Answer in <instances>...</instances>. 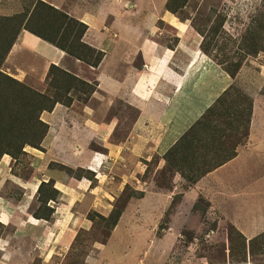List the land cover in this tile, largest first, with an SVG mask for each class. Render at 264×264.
I'll use <instances>...</instances> for the list:
<instances>
[{"label": "rangeland", "instance_id": "rangeland-1", "mask_svg": "<svg viewBox=\"0 0 264 264\" xmlns=\"http://www.w3.org/2000/svg\"><path fill=\"white\" fill-rule=\"evenodd\" d=\"M39 1L51 6L46 1ZM35 2L0 0V16L22 12ZM167 2L66 0L63 10H56L73 19L69 23L73 33L64 48L56 47L63 59L58 66L53 65L57 70L47 71L41 83H35L34 76L29 77L27 70L20 69L15 61L17 54H12V47L21 31L11 43L4 60H0L1 89L9 94L12 84L6 77L50 98L58 92L50 85L52 79L65 78L63 73H66L81 80L70 95L66 93L71 101L68 102L65 96L52 111L40 114L34 111V115L39 114L40 120L48 125L40 150L26 146L18 158L8 159V174L21 180L34 178L32 173L36 169L42 176L45 175L42 170H47L60 174L62 178L78 181L61 180L63 193L70 194L64 198L70 209L68 205L61 209L60 221L56 227L53 225L54 231L48 232L47 243L38 244L40 251L26 264H91L94 259L97 264H109L111 260L114 264H264V162L254 160L264 138L250 139L249 129L247 136H243L246 132L244 119L250 103L264 101V0H173L174 14L167 10ZM4 12L13 13L5 15ZM79 23L86 27L80 42L103 52L96 68L73 56L79 53L75 45L81 44L77 39L81 31ZM179 33L186 36L187 41L193 38L199 46L205 37L207 56L218 66V74L226 77L228 83L221 78L224 91L196 121L190 122L187 118L183 123L185 118L178 115L165 117L166 113H163L159 124L147 127L143 133L130 132L132 126L133 129L139 128L136 127L139 113L121 98H126L128 103V94L135 96L138 92L134 89L146 77L147 67L140 54L151 48L152 42L173 47ZM3 49L4 45L0 51ZM20 58L25 59L20 55L17 61ZM236 68L234 75L226 71L234 72ZM216 73L214 78L218 76ZM225 91L228 95L224 94ZM139 94L141 98V92ZM160 110L157 107L153 112L158 114ZM208 110L215 114L205 124L213 128L210 132L221 135L219 141L226 140L222 134L225 130L231 136L236 152H252L241 157L245 164L241 183L247 181L250 188L237 199L240 203L231 199L221 206V210L211 208L204 197H196L194 193L187 197L186 192L192 185L173 165L185 151L181 148L175 155L171 154L172 150H177L175 146L184 135L190 139L206 134L200 125L195 134L189 136L190 129ZM256 114L260 117L256 116L254 121V135L261 129L263 109L257 107ZM169 123H176V129L184 130L181 137L178 134L168 140L164 136V133L173 131ZM240 123L237 133L226 129L228 124L236 126ZM98 128L105 134L97 132ZM85 136L92 138L87 144L72 143L76 140L83 142ZM61 158L69 163L79 161L77 166L89 164L85 169H73L57 163L56 160ZM97 158L102 160L101 164L95 163ZM244 164L238 163L237 166ZM258 175L262 176L263 185L254 186L253 179ZM222 177L231 183L229 174L223 173ZM54 178H57L56 174ZM82 179L89 181V190H82ZM43 180L46 182L39 192L37 190V195L30 196L32 201L26 207L32 217L35 210L42 215H52V202L57 204L60 198L54 181ZM241 183L233 181L234 186ZM4 189L5 197L20 199V189L11 181L4 184ZM75 189L84 195L75 193ZM146 189L159 191L155 194L164 197L162 213L151 210L145 202L130 208V216L135 214V221L128 220L125 224L127 218H122L123 222L114 235L112 255H109L102 246L106 245L119 222L114 225L111 209H122L128 197L136 201L143 199L140 196L146 193ZM72 194L75 196L73 199ZM82 202L84 209L87 208L85 212L82 211L83 205L80 209ZM3 207L1 203L3 215H0V221L7 223L8 219L4 218L8 213ZM46 221V227L48 223L53 224L51 216ZM10 232L11 225L5 228L0 224V237ZM176 236V241L169 243V239ZM0 264L12 262L1 260Z\"/></svg>", "mask_w": 264, "mask_h": 264}, {"label": "crops", "instance_id": "crops-1", "mask_svg": "<svg viewBox=\"0 0 264 264\" xmlns=\"http://www.w3.org/2000/svg\"><path fill=\"white\" fill-rule=\"evenodd\" d=\"M43 1L49 3L52 7H55V9L57 8L63 10L66 5V0ZM13 12L4 13L5 15H10ZM185 37L186 36L179 33L178 37L176 36L177 40L173 47H163L161 44L157 45L152 42L150 44L151 48H147L145 52L140 54L141 61L146 64L147 67L146 77H144L141 82L137 84V86H139H136V88L134 89V91L138 92L135 96L133 94H128V103L126 98H121L122 100L125 99L126 102H124L127 106L136 109L139 113V119H137L138 122L136 124V127L139 128L133 129L132 126L130 132L134 130L135 132L143 133L144 129H146L147 127L159 124L158 121L161 119L160 116L163 113H166L165 117L174 118V116L178 115L181 118H185V120L183 119V123L187 118L190 122H194L204 113V111L214 102V100L218 98L219 94L224 91L222 83H228V79L218 74V72L220 73V71L218 70V68L216 69L217 65H215V63L212 62L209 57L201 52L199 46L200 44L197 45L193 38H191L190 41H187ZM11 51L12 54H17L15 61L19 64V68L27 70V75L29 77L30 75L34 76V82L37 84L41 83V79L45 77L50 65L58 66V63H61L60 60L63 59L61 51H59L55 46L41 40L40 38L32 35L25 30H22L20 32V36L16 42V45L12 47ZM20 55H23L25 59L20 58V60L17 61V58ZM21 62H23L22 65ZM214 73L218 75L216 78L213 77ZM221 78H223L224 82H222ZM97 82L101 84L100 80H98ZM34 86H36V84H34ZM139 92H141V98L139 97ZM154 100L156 101V103ZM151 101H154L152 102L153 104L151 103ZM57 106L58 104L55 106V108ZM157 107L158 109H161V112H159L158 114L157 112H153L157 110ZM257 107L261 108V110L263 109L264 114V101L254 100L252 104L249 138L252 139L254 137L258 140H261V138H264L262 137V135L264 136V116H261V123L259 125L261 128L260 131L255 135L252 131V129L254 128V121L256 119V116H258L256 114ZM259 117L260 116H258V118ZM183 123L181 122L180 124ZM177 126L178 125L176 123H174L173 125L169 123V128L171 130L173 129V131L170 133L169 131L166 132L167 130H165L166 133H164V136L168 138V140H170L171 136H173V139L176 138L178 134L179 137H181V134L184 130L182 131V129H176L175 127ZM96 131L101 134L104 133L101 128L96 129ZM91 139L92 138L85 136V139L82 140L83 142H79L76 140L72 143H76V145H85L87 144L86 142H90ZM127 142H129V140H127ZM257 149H259V151H256L258 157L256 156L254 160L264 162V139L261 140L260 146ZM250 152L238 153L237 151V155L233 159L224 163L223 165H221V167H218L212 172L208 173L191 187H189L190 191L186 192L187 197H189L188 195H191V193L196 194V197H204L207 204H209L211 208L217 210H221V206L224 205L226 201H231V199L240 203V201L237 199H240V197L243 196V192L247 191V189L250 188V186H247V181L241 183V180L245 175V169H242L245 164L244 162H241V157L248 155ZM8 159H10V157L7 155H3V157L0 159V206L2 203L4 206L3 208L7 211L10 217L6 214L4 220L8 219L7 223H3L2 221H0V224L5 228L11 225V232L0 237V261L9 260L12 262V264H26L28 263L30 257H33L37 253V251H40V247L38 244L42 243L43 245L47 243L48 232L54 231L55 229L52 228L53 225L56 227L57 222L60 221L59 212L61 211V209H63L64 206L67 205L68 209H70L69 203L64 199L65 196H70V194L66 195V193H63L60 185L62 186L61 180L64 179V181L69 182V180L73 178H62L61 176H59L60 174L55 172L49 173L47 170H42V172H45V175L42 176V173H39L36 169H34L32 173L34 178L28 177L26 180H21L8 174ZM50 160L53 161V159ZM56 161L57 163L73 169H85L84 167H87V164H89L86 162L84 163L86 164L84 166H77V163H79V161L69 163L68 161L65 162V158H61L60 160ZM101 161L102 160L97 158L95 163L99 162L101 164ZM238 163H242L244 165L242 167H238ZM220 171L221 173L219 174ZM91 172L95 173L94 171ZM223 173L229 174L232 177L231 183L228 184L225 181V179L222 177ZM55 174L57 175V178H54ZM246 177L247 176H245V179ZM261 177V175L254 177V186L261 183ZM42 178H47V180L54 181V187L59 192L60 197L57 200V204L52 202L54 204V206L52 207L53 214L51 215V221L53 222V224L48 223L47 227L45 225L48 221L42 219H34L31 215H28V211L26 209L28 203L32 201L31 197L35 194L37 195V189L39 185L42 182H46V180H43ZM8 180L17 185L20 189L19 200L9 199L5 197L6 190L4 189V184ZM73 181H75V183L78 182L75 179H73ZM233 181H238L241 184L234 186ZM80 182L83 187L82 190L90 189L89 181H87L86 179H82L80 180ZM261 185L263 184L261 183ZM74 192L84 195L81 190L75 189ZM156 192L160 193L159 191ZM156 192H150L148 191V189H146V193L143 195V199L141 198L138 201L131 199L126 203V206L123 209L125 211H122L121 217H119L120 219H118L119 222L117 221V228L113 233H110L106 245L102 246V248H104V250L107 251L109 255H112L113 247L115 246L113 245L114 235L117 233L118 227H120L123 222L122 218L126 216L127 219L125 221V224H127L128 220H131L132 222L135 221V214L133 215V217L130 216V208L136 207L140 203L145 202L148 203L151 210L155 209L156 211L160 212V214L162 213L165 199L163 196L155 194ZM186 195H184V197H186ZM71 197L72 199L75 198L73 194L71 195ZM82 203L80 209L83 205V210H81L85 212L87 208L84 209V203ZM86 207H88V205ZM92 210L95 211L96 209L93 208ZM2 211L3 210H0V215H3ZM39 229L41 230L39 231ZM256 230L255 232H258ZM37 231L41 233L39 234ZM176 238L177 236L175 238H170L169 243H174L176 241ZM113 261L114 260H111L109 264L113 263ZM90 263L97 264V260L94 259Z\"/></svg>", "mask_w": 264, "mask_h": 264}, {"label": "trees", "instance_id": "trees-1", "mask_svg": "<svg viewBox=\"0 0 264 264\" xmlns=\"http://www.w3.org/2000/svg\"><path fill=\"white\" fill-rule=\"evenodd\" d=\"M35 1L36 2L33 6L25 7L22 12L10 16H0V47L4 45V49L0 51V60L2 58V60H4L11 47V43L16 35L22 30L37 36L41 40L46 41L57 48H64V46L67 45V42L73 33V28L69 25L71 21L73 22V19L65 13L54 9L39 0ZM172 2L173 0H168L166 8L169 12L174 14L176 13V10L172 6ZM50 15L52 19H50ZM75 23L77 22L75 21ZM79 27L81 28V31L78 32L77 39L79 40V43H81L80 39L86 27L81 23H79ZM214 35L215 32L213 33V36ZM205 45L204 37L200 49L207 55L208 49ZM75 46L78 47L79 53L74 54L73 56L96 68L103 57V52L83 43ZM49 70H57V68L52 65ZM237 70L238 68H236L234 72L231 70L229 71L228 69L226 71L229 75H234ZM63 74L65 75V78L62 77L51 80L50 85L58 91L56 92V96H51V98L32 90L22 83L6 77V80L12 84L11 92L9 94L7 91L1 89L2 82H0V159L3 155H8L13 159L18 158L24 153L23 148L26 146L40 150L41 142L48 130V125L40 120L39 114L47 110L52 111L54 106L66 96V93L70 95V92L73 89H76L77 84L81 81L77 77H73L66 73ZM54 85L57 87H54ZM224 94L228 95V92L225 91ZM68 95L66 96V99L69 102L71 101V97ZM34 111H37L39 114L34 115ZM212 114L214 115L215 112L208 110L207 113L196 122V126L193 125L190 129L191 133L189 136L195 134L197 126L200 125L203 126L205 130L204 133L206 134L197 135L190 139H186V135H184L180 138L181 141L178 142V145L175 146L177 150L171 151V154L175 155L179 149H184V154L177 162H173V165H176L177 172H179L190 185L195 184L208 173L233 159L237 154L233 148L231 136L227 135L225 130L222 132L223 135L225 134V136H223L224 139H226L225 141H223V139L219 141L221 135L210 132L213 128L205 124V121ZM251 115L252 103H250L248 115L244 119L246 122V132L243 135L244 137L248 134L247 132ZM240 127L241 123L236 126L228 124L226 129H231V131L237 133ZM232 128L235 129L233 130ZM215 135L216 137L214 138ZM43 185L44 183L40 185L39 189ZM39 191L40 190H38V192ZM53 191L56 192V190ZM142 196L143 195L140 197ZM128 201L129 197L127 198V201L124 202L122 209L125 208ZM122 209H112L110 217L114 218V225L121 216ZM32 215L36 219L43 220H48L49 216H51L50 213L43 215L39 214L37 210H35Z\"/></svg>", "mask_w": 264, "mask_h": 264}, {"label": "clouds", "instance_id": "clouds-1", "mask_svg": "<svg viewBox=\"0 0 264 264\" xmlns=\"http://www.w3.org/2000/svg\"><path fill=\"white\" fill-rule=\"evenodd\" d=\"M200 50H201V49H200ZM206 56H207V55H206ZM207 57H208V56H207ZM56 105H57V104H56ZM56 105H55V106H56ZM43 139H44V138H43ZM42 142H43V140H42ZM42 142H41V144H42ZM34 149H35V148H34ZM7 156H8V155H7ZM2 157H3V156H2ZM2 157H1V158H2ZM9 157H10V156H9ZM10 158H11V157H10ZM89 171H91V170H89ZM42 183H44V182H42ZM42 183H41V184H42ZM41 184H40V185H41ZM40 185H39V186H40ZM37 190H39V187H38ZM37 193H38V192H37ZM51 202H52V201H51ZM42 220H43V219H42Z\"/></svg>", "mask_w": 264, "mask_h": 264}]
</instances>
